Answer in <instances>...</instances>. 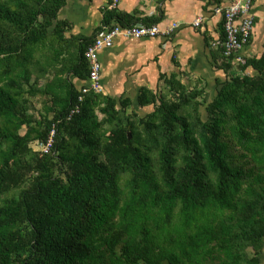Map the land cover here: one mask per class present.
Listing matches in <instances>:
<instances>
[{"label":"trees","instance_id":"16d2710c","mask_svg":"<svg viewBox=\"0 0 264 264\" xmlns=\"http://www.w3.org/2000/svg\"><path fill=\"white\" fill-rule=\"evenodd\" d=\"M68 3L0 0V264H264V53L238 65L221 50L211 95L174 75L80 103L64 75L89 76L103 27L68 40ZM159 12L109 10L104 26L159 25ZM54 129L52 154L35 151Z\"/></svg>","mask_w":264,"mask_h":264},{"label":"crops","instance_id":"0c3cea01","mask_svg":"<svg viewBox=\"0 0 264 264\" xmlns=\"http://www.w3.org/2000/svg\"><path fill=\"white\" fill-rule=\"evenodd\" d=\"M232 1L225 0L222 7ZM207 4V0H119L114 6L113 0H69L60 13V19L69 23L66 38L69 40L73 37L72 39L78 41L80 38L94 36L99 28L104 27L105 13L109 10L115 9L143 20L159 16V10L162 9L165 20L159 26L161 29L170 27L169 18L175 17V22H178L180 27L174 34L143 40L119 37L113 48L100 51L101 83L104 88L102 94L134 99L141 88L153 91L165 89L166 80L176 75L181 80L184 78L191 87L197 86V83L204 84L199 89L206 87L211 95L215 91L216 81L224 80L226 76L222 48L213 46L217 41L224 40V20L222 15L214 12L215 9H208ZM251 14L255 19L254 31L250 43L241 51L246 60L260 58L264 53V0H253ZM199 18L203 19V23L201 27L196 28L194 23ZM50 55L51 53L48 57ZM62 63L71 65L67 57ZM61 65L56 66V69L66 68ZM51 72L41 80L40 89L51 85L55 80ZM78 72L79 75L74 72L64 76L80 91L88 85V76L85 75V70L84 73L82 69ZM64 76L61 78H65ZM41 98L42 100L35 98L33 101L39 114L50 107L45 106L49 105V98ZM152 111L153 107L150 106L138 114L143 112L146 116ZM41 143L34 142L37 152Z\"/></svg>","mask_w":264,"mask_h":264},{"label":"built area","instance_id":"2783aa9c","mask_svg":"<svg viewBox=\"0 0 264 264\" xmlns=\"http://www.w3.org/2000/svg\"><path fill=\"white\" fill-rule=\"evenodd\" d=\"M116 6L119 0H113ZM253 0H233L225 7L217 8L215 13L222 15L225 25L226 37L223 41H217L213 44L214 47L222 48L225 58L234 56L235 64H245L246 60L241 55L242 49L250 43L255 27V19L251 14ZM203 19L199 18L195 21L194 27L202 26ZM180 24L175 22L166 29H161L159 25H146L143 22L133 26L116 25L113 28L103 27L102 32L98 35L95 43L92 44L86 53L90 63V71L88 76V85L84 86L79 96V102L85 100L86 94L91 92L95 94L104 93V88L101 83L102 65L100 61V51L111 49L115 46V42L119 37L127 40H143L155 39L159 35L170 36L179 29ZM80 111L79 106H76L71 115ZM72 117V116H70ZM55 143V129L51 132L49 139L45 143L40 144V152L43 154H51Z\"/></svg>","mask_w":264,"mask_h":264},{"label":"rangeland","instance_id":"374dc122","mask_svg":"<svg viewBox=\"0 0 264 264\" xmlns=\"http://www.w3.org/2000/svg\"><path fill=\"white\" fill-rule=\"evenodd\" d=\"M220 7H222V6H220ZM220 7H217V8H220ZM217 8H215V10H214V12L216 11V9ZM175 20H176V18L175 17H170L169 18V25H173L174 23H175ZM186 81V80H185ZM191 86V85H190ZM197 86L198 87H200V86H204V84H202V83H197ZM215 91H213L212 92V94L214 93ZM210 94V93H209ZM202 112H203V114H205V110H204V107L202 108ZM140 117H142V116H144L145 114L143 113V112H141V115L140 114H138Z\"/></svg>","mask_w":264,"mask_h":264},{"label":"clouds","instance_id":"9594fccd","mask_svg":"<svg viewBox=\"0 0 264 264\" xmlns=\"http://www.w3.org/2000/svg\"><path fill=\"white\" fill-rule=\"evenodd\" d=\"M250 41H251V40H250ZM77 106H78V105H77ZM75 107H76V106H75ZM75 107H74V108H75ZM74 108H73V109H74ZM73 109H72V110H73ZM79 109H80V108H79ZM71 116H72V115H71ZM42 143H45V142H42ZM54 146H55V145H54ZM32 147H33V149L35 150V144H34V143L32 144ZM53 150H54V147H53ZM53 150H52V152H53ZM35 151H36V150H35ZM38 152H40V150H39ZM40 153H42V152H40ZM42 154H43V153H42ZM51 154H52V153H51ZM45 155H50V154H45Z\"/></svg>","mask_w":264,"mask_h":264},{"label":"water","instance_id":"95a60500","mask_svg":"<svg viewBox=\"0 0 264 264\" xmlns=\"http://www.w3.org/2000/svg\"><path fill=\"white\" fill-rule=\"evenodd\" d=\"M132 135L129 133V139H131Z\"/></svg>","mask_w":264,"mask_h":264},{"label":"bare ground","instance_id":"6f19581e","mask_svg":"<svg viewBox=\"0 0 264 264\" xmlns=\"http://www.w3.org/2000/svg\"><path fill=\"white\" fill-rule=\"evenodd\" d=\"M159 36H165V35H159Z\"/></svg>","mask_w":264,"mask_h":264}]
</instances>
